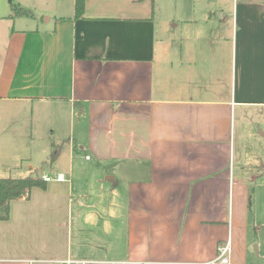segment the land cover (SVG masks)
Listing matches in <instances>:
<instances>
[{
	"label": "crops",
	"instance_id": "0c3cea01",
	"mask_svg": "<svg viewBox=\"0 0 264 264\" xmlns=\"http://www.w3.org/2000/svg\"><path fill=\"white\" fill-rule=\"evenodd\" d=\"M47 1L0 8V177L60 145L36 175L64 179L10 202L0 264L202 263L227 242L264 264V0H176L171 26L155 0Z\"/></svg>",
	"mask_w": 264,
	"mask_h": 264
},
{
	"label": "trees",
	"instance_id": "16d2710c",
	"mask_svg": "<svg viewBox=\"0 0 264 264\" xmlns=\"http://www.w3.org/2000/svg\"><path fill=\"white\" fill-rule=\"evenodd\" d=\"M12 15H27L28 12L18 3H11ZM84 0H74V16L83 14ZM58 146L54 145L50 153V160L53 161L58 153ZM45 181L38 175H28L23 177H0V219H7L10 211V202L15 199L30 196L31 189L34 187L45 188Z\"/></svg>",
	"mask_w": 264,
	"mask_h": 264
},
{
	"label": "rangeland",
	"instance_id": "374dc122",
	"mask_svg": "<svg viewBox=\"0 0 264 264\" xmlns=\"http://www.w3.org/2000/svg\"><path fill=\"white\" fill-rule=\"evenodd\" d=\"M191 1L192 0H186V2H187L186 4L191 5ZM17 2H18V0H0V8L1 7H8V9H9L11 3H17ZM26 4H27L26 6L29 9H31L32 11H34V13L36 12L35 10H40L41 8L42 9L48 8V6H50V4L48 3L47 0H27ZM22 6H24V5H22ZM176 8H177L176 0H155L156 23L158 25H160L161 23L165 22V23H167V24H165V26L168 24L171 26L172 22H175L176 19L178 18V14L175 13ZM42 16H43L42 19L45 20V18L49 15L44 13ZM38 17L40 18L41 15L38 14ZM168 29H169L168 31H170L172 34H174V28H171L168 26ZM52 146L49 149V152H51ZM41 152L42 151L40 149L39 154H41ZM35 154H37V152ZM42 159H39L38 161H36L35 166L32 167L33 168L32 169V175H35L36 172L39 171L37 168H39L43 165H46V164H51L50 159H48V161H47V159L45 160V158H44L43 160H45L44 161L45 163H42V161H43ZM22 169L25 170L24 167L21 168L18 171L20 174L19 176H24L27 174L26 171H22ZM44 169H46V168L44 167ZM48 185H50V183H47V186Z\"/></svg>",
	"mask_w": 264,
	"mask_h": 264
},
{
	"label": "built area",
	"instance_id": "2783aa9c",
	"mask_svg": "<svg viewBox=\"0 0 264 264\" xmlns=\"http://www.w3.org/2000/svg\"><path fill=\"white\" fill-rule=\"evenodd\" d=\"M43 180L48 182L51 180H63L64 175L62 173H58L55 176L52 175H43ZM229 243L227 242L223 246H219L217 248V256L209 261L202 263H189V264H230L229 262ZM264 255V254H263ZM52 263V264H145L144 261L138 260H114V259H97V258H73V257H65L59 259H51V260H38V259H29L28 264H39V263Z\"/></svg>",
	"mask_w": 264,
	"mask_h": 264
}]
</instances>
